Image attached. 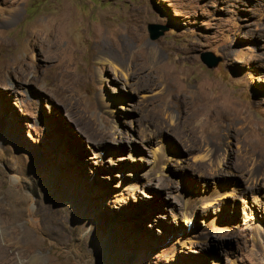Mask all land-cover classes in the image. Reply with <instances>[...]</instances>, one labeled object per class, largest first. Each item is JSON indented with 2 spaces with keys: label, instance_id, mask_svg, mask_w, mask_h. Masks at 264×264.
Wrapping results in <instances>:
<instances>
[{
  "label": "rangeland",
  "instance_id": "obj_1",
  "mask_svg": "<svg viewBox=\"0 0 264 264\" xmlns=\"http://www.w3.org/2000/svg\"><path fill=\"white\" fill-rule=\"evenodd\" d=\"M0 264H264V0H0Z\"/></svg>",
  "mask_w": 264,
  "mask_h": 264
},
{
  "label": "bare ground",
  "instance_id": "obj_2",
  "mask_svg": "<svg viewBox=\"0 0 264 264\" xmlns=\"http://www.w3.org/2000/svg\"><path fill=\"white\" fill-rule=\"evenodd\" d=\"M66 22V21H65ZM67 23V22H66ZM54 24V23H53ZM56 24V23H55ZM59 24V23H58ZM53 27H55L54 25H53ZM58 27V26H57ZM60 28V27H59ZM102 28V27H101ZM51 29V28H50ZM49 29V30H50ZM125 29V28H124ZM52 30H53V28H52ZM51 30V31H52ZM54 30H55V28H54ZM53 30V31H54ZM102 30H104V29H102ZM56 31V30H55ZM54 31V32H55ZM61 31V30H60ZM124 31V30H123ZM52 33V32H51ZM51 33H49V34H51ZM61 33H63V32H61ZM122 34V33H121ZM131 34V33H130ZM53 35V34H52ZM62 35V34H61ZM63 36V35H62ZM62 36H60V35H57V37H55V38H57L55 41H54V45H56L57 46V49H58V51H59V53H61V52H65V53H68L70 50H71V48L70 47H68V46H65L64 44H63V38H62ZM101 36V35H100ZM124 36V35H123ZM127 36V35H126ZM126 36H124V37H126ZM54 37V36H53ZM66 38V37H65ZM121 38H122V36H121ZM53 39V38H52ZM99 40H97V42H96V45H95V53H96V56H97V58L98 57H100V56H103V55H115L114 54V44H113V46L110 44L111 42H109L108 40H106V37L103 35V36H101V37H99L98 38ZM124 39H126V38H124ZM54 40V39H53ZM121 40V39H120ZM122 42V41H121ZM126 42V41H125ZM114 43V42H113ZM116 43V42H115ZM118 43V42H117ZM66 44V43H65ZM119 44H121V43H119ZM118 44V45H119ZM121 47L123 46V45H120ZM120 46L118 47V48H120ZM129 47V46H128ZM125 48V47H124ZM126 48H127V45H126ZM72 51V50H71ZM123 51V50H122ZM126 51H127V49H126ZM70 54V53H69ZM259 143H261V141L259 140L258 141Z\"/></svg>",
  "mask_w": 264,
  "mask_h": 264
},
{
  "label": "water",
  "instance_id": "obj_3",
  "mask_svg": "<svg viewBox=\"0 0 264 264\" xmlns=\"http://www.w3.org/2000/svg\"><path fill=\"white\" fill-rule=\"evenodd\" d=\"M159 29H162V30H159ZM148 30L150 33V37L153 40H156L165 33V31L167 30V27L162 26V25H158L156 23H151L148 25ZM203 60L208 64V66L215 67L218 65L220 58L212 56L210 54L209 55L205 54Z\"/></svg>",
  "mask_w": 264,
  "mask_h": 264
}]
</instances>
